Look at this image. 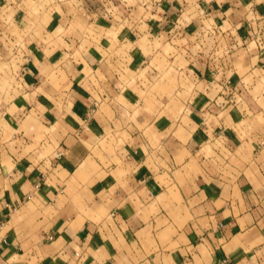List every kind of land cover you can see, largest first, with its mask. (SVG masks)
<instances>
[{"label":"crops","instance_id":"1","mask_svg":"<svg viewBox=\"0 0 264 264\" xmlns=\"http://www.w3.org/2000/svg\"><path fill=\"white\" fill-rule=\"evenodd\" d=\"M37 7L0 0V264H264V0Z\"/></svg>","mask_w":264,"mask_h":264},{"label":"rangeland","instance_id":"2","mask_svg":"<svg viewBox=\"0 0 264 264\" xmlns=\"http://www.w3.org/2000/svg\"><path fill=\"white\" fill-rule=\"evenodd\" d=\"M32 1H36V2L33 3ZM51 1H54V0H27V2H31L32 6H34L35 10L33 9V11H35V12L38 11V7L37 6H41L42 4H49ZM4 10H6V9H4ZM9 11H11V9ZM77 15H76V20L73 23L72 27H70L69 29H67L64 32L66 35L67 34L74 35L76 33L75 34L76 36H81V34L82 35L89 34L90 36H94L98 40V38L100 37L101 32H105V30H102L103 26L101 27V25H96V26L92 25V23H94V22H92L91 19L88 20L86 18V15L81 14L79 12H77ZM8 16L12 17V13L8 12V11L7 12H1V9H0V40L8 48L6 50L10 51L11 54H13L14 51L20 49L21 47H25L26 45H28V43L25 42L23 39H18L16 37L15 34H17V31H16V28L14 26H10L9 27L10 30L6 31L7 27L9 26L8 23L7 24L5 23V21H6ZM47 19L48 18H46V15L44 14L43 16L39 17V20L34 22L35 25H34L33 31H34V33H36V35H39V33L42 31L43 27H45V25L47 24ZM11 33L13 35H11ZM96 34H98V35H96ZM107 34H110V32L108 31ZM17 36H22V35L19 34ZM194 36H200L199 32H196V34ZM171 37L172 36H163V38L158 39V43H155V47H159V51L163 55L158 54L154 58V60L152 61L151 64H152V66H156L157 65V67H158L160 72H162V71L165 72L167 69H169V70H172L173 68L178 69V66H183L184 59H182V55L178 53V51L176 49V44H174L175 43L174 41H171L172 40ZM142 42L143 43H141V44H142V47L144 48V50H146L147 53L152 52L151 48H149L146 45V39H143ZM197 42H198V40H197ZM177 46L179 47V44ZM193 47L194 48L192 50H195V51L199 50V46H196V44H193ZM182 48L185 49V45H183ZM185 52H186V54H188L187 53L188 51L186 49H185ZM200 53H202V52H200ZM191 54H192V51H191ZM172 56L176 57V58H174V63H172V62H170V60H168L169 57H172ZM159 57H161V60L158 59ZM156 61H157V63H156ZM12 64H15V63L14 62H9V60H6V62L3 61L0 64V66L3 68L2 69L3 71L7 70L8 72H11L10 69L15 67V65L12 66ZM11 73L10 74L9 73L8 74L4 73L5 75L1 73L0 74V82H5V83L8 82V83L11 84V82L14 81V78H15V77L11 76ZM142 77L144 78L143 75H141V78ZM165 77H168V75H165ZM261 78L262 79L259 82V86H257V89H258L259 94L262 95L263 92L261 91L260 87L262 89H264L263 88L264 75ZM229 79L230 78H226L225 79L226 84L231 88V90H233L235 92V90H234L235 86L231 87V84H230L231 81H228ZM162 82H163V78L160 81H157V84L161 85V84H163ZM171 82H173V84H176V82H177L176 78L174 79V81L171 80ZM170 84H172V83H170ZM185 86H186V90L190 89V86H188L187 84H185ZM174 87H175V85L172 87V89ZM172 89H170L171 92H170L169 95H173V93L175 92V90H172ZM231 90L229 89L225 95L227 96V98L232 99L233 103H235V100L237 99V97L235 95L233 96V91H231ZM187 91L189 92V90H187ZM163 92L164 91L162 90L161 93H163ZM179 96H181V94H179ZM182 96H184V94Z\"/></svg>","mask_w":264,"mask_h":264}]
</instances>
